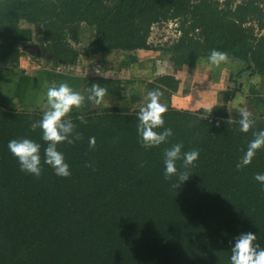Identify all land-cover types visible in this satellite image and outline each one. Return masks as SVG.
Here are the masks:
<instances>
[{"label": "trees", "instance_id": "obj_1", "mask_svg": "<svg viewBox=\"0 0 264 264\" xmlns=\"http://www.w3.org/2000/svg\"><path fill=\"white\" fill-rule=\"evenodd\" d=\"M175 19L181 33L169 51L178 67H195L217 49L264 77V34L257 36L251 24L264 29V0H0V61L24 54L22 21L36 25L55 63L72 65L82 23L97 33L90 51H135L152 48L154 24ZM179 85L174 74L151 83L169 94ZM103 88L121 96L118 88ZM238 90L229 88L223 103L210 108L167 107L163 127L173 134L152 148L138 137L139 109L70 112L80 138L58 144L68 177L43 164L46 142L31 128L42 113L20 111L0 90V264H230L229 242L241 231L255 232L264 246V185L254 179L264 173V148L249 165L236 167L253 132L264 129V94L251 87L259 115L241 132L239 113L228 108ZM206 110L210 115L201 119ZM21 137L41 144L39 177L21 171L8 150V142ZM176 143L182 151L199 150L177 192L163 174L164 150Z\"/></svg>", "mask_w": 264, "mask_h": 264}, {"label": "rangeland", "instance_id": "obj_2", "mask_svg": "<svg viewBox=\"0 0 264 264\" xmlns=\"http://www.w3.org/2000/svg\"><path fill=\"white\" fill-rule=\"evenodd\" d=\"M170 21L173 23L170 24ZM177 22L179 24L178 20ZM157 24L158 30L150 34L153 38L151 51L154 55L140 61L141 52L137 50L90 51L89 45L97 33L93 27L82 23L79 31L80 42L72 41L80 51V55L75 64L69 65L63 62L55 63L53 57L48 54L36 25L22 21L19 29V46L24 54L12 63L2 64L0 61V90L9 95V92L2 87L6 81L5 77L1 79V76L7 73L11 81L16 80L11 86L12 93L16 95L14 102L17 108L20 111L43 113L46 91L50 86H58L61 82H65L87 97L86 90L92 83H97L101 87L111 86L113 90L120 89L121 96L107 94L100 106H94L92 101L86 98L81 108L73 109L71 112L86 113L104 106L139 109L140 101L146 91H158V88L152 87L151 83L161 76L159 70H151L150 73H144V70L151 65L155 69L157 67L166 69L162 74L164 72L172 74L177 65L169 51V47L179 37L174 28L175 20L161 21ZM251 24L256 27L257 36L264 34V29H259L255 21ZM135 58L136 61L133 62ZM149 62L150 64L147 65ZM181 74L184 79L182 93L162 92L160 95V102L166 107L188 111H196L201 107L210 108L223 103V93L226 90L229 88L234 90L237 87L239 90L236 96L228 102L230 113H238L237 109L246 108L252 115H259V111L250 99V89L255 86L264 94V77L254 74L244 61L227 58L219 65H212L208 59L200 57L195 67H184ZM111 79L114 81L111 82ZM190 95L191 97H188Z\"/></svg>", "mask_w": 264, "mask_h": 264}, {"label": "clouds", "instance_id": "obj_3", "mask_svg": "<svg viewBox=\"0 0 264 264\" xmlns=\"http://www.w3.org/2000/svg\"><path fill=\"white\" fill-rule=\"evenodd\" d=\"M227 54L223 51L212 49L208 55V62L219 65L227 60ZM87 97L80 91L74 90L68 83L61 82L58 86H50L45 95L44 111L41 119L31 124L33 130H41V139L46 142L43 153V164L49 165L57 176L68 177L71 175L70 166L66 162L64 154L58 150V144L67 141L73 143L78 140L79 134H74L75 125L68 117L73 109L83 106L85 99L92 101L94 106L103 103L106 89L97 83H92L86 90ZM159 91L148 90L142 96L141 106L137 112V134L145 148L159 146L166 142L173 134L171 128H164V113L166 105L160 102ZM239 113V130L248 132L255 124L252 113L246 108L237 109ZM210 114H201L205 119ZM83 121L84 117H78ZM219 121L217 124L219 125ZM227 123H232L229 117ZM157 129H163L157 131ZM90 147L95 145V139L90 138ZM9 152L17 158L20 170L39 177L42 173L41 144L27 137L12 139L8 142ZM183 144L176 143L166 148L163 153L164 179L170 181V188L176 192L181 185L187 181L192 174L191 167L199 157V150L182 151ZM264 148V129L253 132V139L248 142L244 154L237 163V168L249 165L257 151ZM181 166L178 168L177 163ZM254 179L264 185V173H256ZM230 243V264H264V246L252 231L239 232Z\"/></svg>", "mask_w": 264, "mask_h": 264}, {"label": "crops", "instance_id": "obj_4", "mask_svg": "<svg viewBox=\"0 0 264 264\" xmlns=\"http://www.w3.org/2000/svg\"><path fill=\"white\" fill-rule=\"evenodd\" d=\"M153 41V38H152V36L150 37V39H149V43H151ZM151 50H153V49H138L137 51H139V52H141V54H140V56L142 57V58H140V61H143V59L144 58H147L148 56L150 57V56H152V55H154L153 54V52L151 51ZM156 51V50H155ZM201 59H208V57H201ZM150 64V62L149 63H147V65H149ZM158 64V63H157ZM156 64V65H157ZM155 65V66H156ZM150 67H152L153 69H151L150 67L148 68V69H145L144 70V73H150V71L151 70H156V71H161V75H164V74H171V72H164V74H162L163 73V70H166V69H161V68H159V67H157L156 69L153 67V66H151V65H149ZM184 67H189L188 65H183L182 67H178L177 65H176V67H175V69H174V72H172V74H174L179 80H180V85H179V91H177L176 93L177 94H180V93H182V87H184V79H183V76H182V68H184ZM162 68H164V67H162ZM177 72V73H176ZM159 74V75H160ZM3 77H5V80L6 81H4V85L2 86L3 88H4V90L5 91H8L9 92V95L10 96H12V97H16V95L15 94H13L12 93V90H13V88H12V83H15V81L16 80H10V75L9 74H7V73H4L2 76H1V79H3ZM10 80V81H9ZM15 85H17V83L15 84ZM173 96V95H172ZM188 97H191V95L190 96H188ZM207 102V101H206ZM204 103V102H203ZM204 105V104H203Z\"/></svg>", "mask_w": 264, "mask_h": 264}, {"label": "built area", "instance_id": "obj_5", "mask_svg": "<svg viewBox=\"0 0 264 264\" xmlns=\"http://www.w3.org/2000/svg\"><path fill=\"white\" fill-rule=\"evenodd\" d=\"M171 23H173V21H170V24H171ZM157 25H158V24H154V25L152 26V32L158 30V26H157ZM178 26H179V24H178L177 20L175 19V26H174V28H175V31H176L177 35L179 36L180 33H181V30L178 29Z\"/></svg>", "mask_w": 264, "mask_h": 264}]
</instances>
